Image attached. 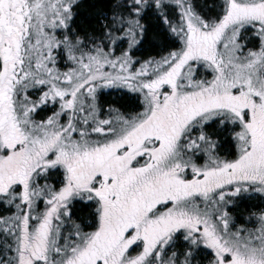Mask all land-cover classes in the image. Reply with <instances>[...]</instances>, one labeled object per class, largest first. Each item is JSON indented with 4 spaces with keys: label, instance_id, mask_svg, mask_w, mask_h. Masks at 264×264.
Here are the masks:
<instances>
[{
    "label": "snow or ice",
    "instance_id": "1",
    "mask_svg": "<svg viewBox=\"0 0 264 264\" xmlns=\"http://www.w3.org/2000/svg\"><path fill=\"white\" fill-rule=\"evenodd\" d=\"M0 264H264V0H0Z\"/></svg>",
    "mask_w": 264,
    "mask_h": 264
},
{
    "label": "trees",
    "instance_id": "2",
    "mask_svg": "<svg viewBox=\"0 0 264 264\" xmlns=\"http://www.w3.org/2000/svg\"><path fill=\"white\" fill-rule=\"evenodd\" d=\"M89 2L90 3L95 2L98 7H103L105 9H107V7L110 4V0H89ZM81 13H82L81 17L78 18L77 20L78 27L88 28V27L94 26L95 20L93 19V17L85 9H81ZM149 23L153 24V29L149 33L148 43L145 44L144 48L140 52V55L142 56H148V55L155 54L158 51V48L155 47L154 45H157L162 42L161 39L158 38V34L155 28V22L149 21ZM113 102H118L125 106H133L135 104V101L132 99H129L127 96L114 98ZM76 213L77 215L83 216L86 214V210L78 207L76 209Z\"/></svg>",
    "mask_w": 264,
    "mask_h": 264
},
{
    "label": "rangeland",
    "instance_id": "3",
    "mask_svg": "<svg viewBox=\"0 0 264 264\" xmlns=\"http://www.w3.org/2000/svg\"><path fill=\"white\" fill-rule=\"evenodd\" d=\"M114 98H119V97L112 95V96H105L103 99H104V102L107 103V102H113Z\"/></svg>",
    "mask_w": 264,
    "mask_h": 264
},
{
    "label": "flooded vegetation",
    "instance_id": "4",
    "mask_svg": "<svg viewBox=\"0 0 264 264\" xmlns=\"http://www.w3.org/2000/svg\"><path fill=\"white\" fill-rule=\"evenodd\" d=\"M75 211H76V209H75ZM85 215H87V211H86V214Z\"/></svg>",
    "mask_w": 264,
    "mask_h": 264
}]
</instances>
